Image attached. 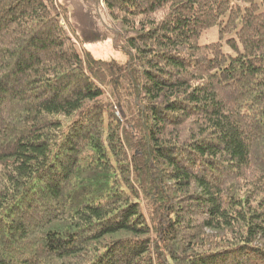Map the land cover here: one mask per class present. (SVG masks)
<instances>
[{
  "label": "trees",
  "instance_id": "obj_1",
  "mask_svg": "<svg viewBox=\"0 0 264 264\" xmlns=\"http://www.w3.org/2000/svg\"><path fill=\"white\" fill-rule=\"evenodd\" d=\"M103 1L0 0V264H264V0Z\"/></svg>",
  "mask_w": 264,
  "mask_h": 264
},
{
  "label": "water",
  "instance_id": "obj_2",
  "mask_svg": "<svg viewBox=\"0 0 264 264\" xmlns=\"http://www.w3.org/2000/svg\"><path fill=\"white\" fill-rule=\"evenodd\" d=\"M67 11L70 26L89 53L123 49L122 35L110 19L103 0H58Z\"/></svg>",
  "mask_w": 264,
  "mask_h": 264
},
{
  "label": "rangeland",
  "instance_id": "obj_3",
  "mask_svg": "<svg viewBox=\"0 0 264 264\" xmlns=\"http://www.w3.org/2000/svg\"><path fill=\"white\" fill-rule=\"evenodd\" d=\"M255 1L260 4L263 0H255ZM260 8H261V10H264V5H260ZM231 37H234L233 34L232 35H225L223 38H220L218 28L215 27V28L207 30L201 34V36L199 38V44L200 45H206V44L221 42V44L223 45V52L225 54H229L230 49L228 48L226 41ZM105 52H111V51H104L103 50L100 53H105ZM100 53H98V54H100ZM111 53H112V55L114 54L113 52H111ZM107 58H109V56H107Z\"/></svg>",
  "mask_w": 264,
  "mask_h": 264
}]
</instances>
